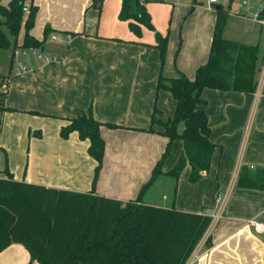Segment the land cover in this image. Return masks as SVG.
Segmentation results:
<instances>
[{"label": "crops", "instance_id": "0c3cea01", "mask_svg": "<svg viewBox=\"0 0 264 264\" xmlns=\"http://www.w3.org/2000/svg\"><path fill=\"white\" fill-rule=\"evenodd\" d=\"M192 3L148 1L145 6L154 30L143 27L136 36L127 21L118 17L121 0L97 4L92 0H25V6L37 7L30 33L41 39L45 27L52 31L34 53L19 46L22 27L8 72L2 75L0 177H5L7 166L16 180L79 192L93 190L123 202L135 199L167 141L158 132L162 126L154 124L157 132L149 131L153 110L157 108L156 117L161 120L172 117L175 110L172 94L157 89L160 71L169 77L178 69L193 78L208 58L218 5L196 1L190 11ZM241 14L237 0L236 7L229 8L224 37L259 43L263 52L264 25ZM247 21L253 25L248 26ZM156 32L168 34L163 63L154 46ZM55 33V38H50ZM261 88L257 84L251 96L209 87L201 92L206 100L201 107L208 117L210 140L217 148L208 171L197 182H189L190 168H183L176 182L174 206L187 212L208 211L211 222L185 264H264V231H256L249 222L264 225V190L235 186L241 166L264 168ZM258 103L259 108L263 104L261 110ZM88 110L103 123L100 134L105 141L94 185L95 161L87 153L88 141L76 132L67 138L59 135L68 119ZM182 127L179 125V130ZM182 150L183 141L175 139L163 171L174 165ZM173 183V177L160 174L146 188L142 201L171 206ZM217 195L222 198L219 203ZM0 264L39 263L30 261L23 245L12 243L0 252Z\"/></svg>", "mask_w": 264, "mask_h": 264}, {"label": "trees", "instance_id": "16d2710c", "mask_svg": "<svg viewBox=\"0 0 264 264\" xmlns=\"http://www.w3.org/2000/svg\"><path fill=\"white\" fill-rule=\"evenodd\" d=\"M100 1L92 0V4ZM148 1L151 0H121L118 17L127 21L136 36L141 35L143 27L154 30L145 6ZM231 1L227 7L219 3L215 8L208 58L197 67L194 77L188 78L178 69L173 76H164L162 71L158 75L157 89L172 94L175 110L166 120L156 117L157 108L153 110L149 131L157 132L154 124L162 126L163 130L158 132L167 141L137 197L123 202L97 195L93 190L79 192L16 180L6 166L5 177H0V252L12 243H19L28 251L30 261L39 264H185L211 222V216L203 211L187 212L174 206L176 182L183 168L188 165V181L197 182L208 171L217 148L210 140L208 117L201 107L206 100L201 92L209 87L251 96L257 88V75L264 61L259 43L246 44L224 37ZM195 4L193 0L190 11ZM24 7L25 0L0 3V49L9 48L12 40L15 49L22 27L24 36L20 47L44 45L51 28L45 27L43 37L35 38L30 30L37 7L30 4L27 12ZM167 42L168 34L155 33L154 46L159 50L161 63ZM3 98L4 93H0L1 110ZM181 124L183 127L179 130ZM101 125L88 110L79 111L59 129L62 138L76 132L80 139L88 141L87 153L95 161L92 185L99 176L105 152ZM175 139L183 141L182 153L169 170L163 171L162 164L170 155ZM160 174L174 178L173 201L169 207L142 201V194ZM235 186L264 190V168L241 166Z\"/></svg>", "mask_w": 264, "mask_h": 264}, {"label": "built area", "instance_id": "2783aa9c", "mask_svg": "<svg viewBox=\"0 0 264 264\" xmlns=\"http://www.w3.org/2000/svg\"><path fill=\"white\" fill-rule=\"evenodd\" d=\"M209 6L219 4L220 0H206ZM242 16L249 18L257 24L264 25V0H240ZM24 11H28V6H25ZM55 36L52 35V39ZM36 53L39 48H31ZM48 59V58H47ZM54 60V58H53ZM252 167V166H251ZM222 200L221 195H217L216 201L219 203ZM208 214V211L205 212ZM256 231H264V225L253 220L249 221Z\"/></svg>", "mask_w": 264, "mask_h": 264}, {"label": "rangeland", "instance_id": "374dc122", "mask_svg": "<svg viewBox=\"0 0 264 264\" xmlns=\"http://www.w3.org/2000/svg\"><path fill=\"white\" fill-rule=\"evenodd\" d=\"M197 2L198 1H201V0H196ZM203 1V3H204V1L205 0H202ZM221 1V3H223V5L225 6V7H227L228 6V3H229V0H220ZM1 4H3V3H1ZM7 3H5V4H3V5H6ZM236 5H237V0H232L231 1V3H230V9H232L233 7H236ZM246 24L248 25V26H251V25H253V23L252 22H250V21H247L246 22ZM22 31V30H21ZM19 32V36H17V38H19L20 36H22V32ZM56 34L57 33H55V34H53L54 36H56ZM58 36V35H57ZM52 37V34L50 35V38ZM13 47H14V43H13V40H12V44H11V46L9 47V48H6V49H0V83H5V77H3L2 75H4V74H6L7 72H8V63L10 62V57H11V53H12V51L14 50L13 49ZM167 50V49H166ZM263 54H264V47H263ZM258 77V86H262V88H261V91H264V61H263V64L261 65V69H260V71H259V73H258V75H257ZM263 94H264V92H263ZM264 96V95H263ZM262 107H263V104H261V106H260V108H259V103H258V109H262ZM259 110V111H260ZM264 110V109H263ZM0 119H1V117H0ZM156 125V124H155ZM2 151V150H1ZM3 152V151H2ZM4 154V153H3Z\"/></svg>", "mask_w": 264, "mask_h": 264}, {"label": "water", "instance_id": "95a60500", "mask_svg": "<svg viewBox=\"0 0 264 264\" xmlns=\"http://www.w3.org/2000/svg\"><path fill=\"white\" fill-rule=\"evenodd\" d=\"M216 8H218V7H216Z\"/></svg>", "mask_w": 264, "mask_h": 264}]
</instances>
